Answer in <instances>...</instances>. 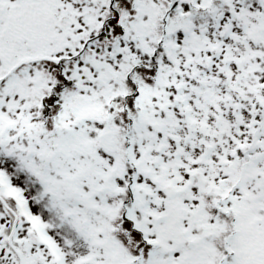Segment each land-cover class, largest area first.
I'll use <instances>...</instances> for the list:
<instances>
[{
    "label": "snow or ice",
    "instance_id": "obj_1",
    "mask_svg": "<svg viewBox=\"0 0 264 264\" xmlns=\"http://www.w3.org/2000/svg\"><path fill=\"white\" fill-rule=\"evenodd\" d=\"M0 264H264V0H0Z\"/></svg>",
    "mask_w": 264,
    "mask_h": 264
}]
</instances>
